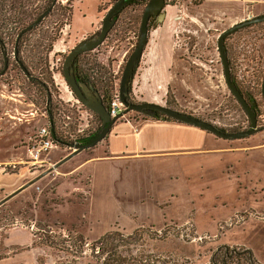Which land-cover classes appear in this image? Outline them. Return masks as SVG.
<instances>
[{
	"label": "rangeland",
	"instance_id": "1",
	"mask_svg": "<svg viewBox=\"0 0 264 264\" xmlns=\"http://www.w3.org/2000/svg\"><path fill=\"white\" fill-rule=\"evenodd\" d=\"M12 2L24 11L27 5L37 3V0H10L8 4ZM167 4L174 7L175 12L157 31L155 27L151 31L150 44L146 47L130 83L132 103L145 99L150 89H164L162 93L165 94L169 86L168 107L170 105L180 112L208 121L225 132L234 133L249 129L250 121L246 113L233 99L226 84L218 51V39L233 25L264 15V10L251 6L241 11H223L209 16L205 11H201L202 3L199 0H167ZM11 15L9 23H12L10 26L13 28V21H18V18H14L13 13ZM142 15V8L126 9L116 19L106 41L82 59L85 71L94 79L100 91L104 92L106 89L112 90L114 94L119 93L125 65L138 44ZM56 21L62 20L55 17L47 25L54 27ZM102 22L96 33L101 30ZM76 23L77 21H74V24ZM64 30L66 33L71 32L70 28ZM95 32L90 36L95 35ZM32 40L35 41L34 38ZM59 43L63 45L64 42L60 40L55 46ZM29 44L35 45L34 42ZM77 44H71L70 47ZM67 47H62V50H67ZM227 47L234 78L246 93L255 95L259 102V127H263L261 78L264 75V23L233 34L227 41ZM32 53L36 55V52ZM63 61V58H57L55 63L62 65ZM58 65L56 67H59ZM47 82L52 88L56 129L62 138L72 141L93 133L99 126V120L76 99L65 79L58 74ZM0 101L6 102V105L0 106V134L4 131L3 124H6V129L9 128V133L4 135V138L25 131L33 135L41 127L50 125L45 104L37 89L25 82L21 75L12 73L0 80ZM125 118L138 121L144 116L130 112ZM259 136L264 140V131ZM250 139L251 136L235 142H246ZM23 146L24 143L19 142L12 152L19 153ZM97 147L87 153L91 155ZM58 148L59 150L51 151V154L44 157L42 164L32 163L30 156L22 159L10 158L11 164L15 161L23 163L16 166V170H13V166L6 168L4 174L10 181L3 184L0 198L6 196L8 190L31 181L73 152L69 146ZM4 167L6 166H1L0 170ZM66 167L61 166L54 170L41 183L31 186L0 207V262L15 253L30 249L31 247L26 249L24 244L28 239L32 240L35 246L45 235H61L69 239L70 234H76L71 227L57 222L50 224L48 219L52 210L67 201L66 196L72 191L74 183L79 184L82 180L80 175L72 173L74 167ZM19 178L22 181L15 182V179ZM87 179L85 174V182ZM242 193L241 191L240 194ZM251 197H254L253 194ZM86 202L85 200V204ZM247 205L246 202L243 204L245 209L239 206L238 212L232 218L219 225L216 234L196 233L197 229L193 220L191 221L195 211L189 212L190 224H178L179 227L171 230L173 234L167 238H162L164 232L160 234V238L153 236L154 232H161L164 228L154 229L146 226L144 228L148 232L145 240L139 243L137 249L163 255L171 264H208L211 256L223 243L251 250L255 261L264 264V213L256 207V210L248 209ZM87 217L86 215L85 237L94 241L99 237L89 233L91 225ZM249 219L251 222L242 229L240 226ZM18 238L21 243L16 241V246H13V239ZM140 245H143V249ZM42 248L39 258L41 264L70 261L75 264H93L87 259L90 257L88 250H84L83 257L76 258L57 255L48 248Z\"/></svg>",
	"mask_w": 264,
	"mask_h": 264
},
{
	"label": "crops",
	"instance_id": "2",
	"mask_svg": "<svg viewBox=\"0 0 264 264\" xmlns=\"http://www.w3.org/2000/svg\"><path fill=\"white\" fill-rule=\"evenodd\" d=\"M199 1L202 3L201 11L209 16L223 11H241L251 6L264 10V0ZM57 3H70L73 8L71 32L67 33L71 43L66 45L67 49L98 31L103 17L113 6V0H57ZM174 12V7L168 4L163 21L157 19L151 24L147 46L152 29L155 27L157 31ZM67 34L61 39L64 46ZM63 45L57 44L54 52L65 51L62 50ZM163 91L150 89L146 98L138 103L167 106L169 86L165 94ZM4 105L6 102L0 101V106ZM3 125L0 167L11 164L10 158H29V144L42 128L33 135L25 131L4 138L9 128ZM263 131L246 142L236 143L184 123L152 119L137 121L124 116L114 123L106 141L91 155L82 151L61 165L74 167L72 173L80 175L82 180L79 184L74 183L66 196L67 201L50 212V224L57 222L71 227L74 233L85 237L87 215L91 225L89 233L101 238L114 230L132 234L146 226L163 229L171 224H190L193 220L196 233L216 234L219 225L232 218L245 202L248 204L246 208L256 207L264 213V140L259 136ZM17 142L24 143V146L16 154L12 150H15ZM22 163L13 162V170ZM5 172V167L0 170V192L3 184L10 181ZM15 180L22 181L20 178ZM27 183L8 190L0 201ZM191 211L196 212L193 219L189 216ZM250 222L249 219L240 227L245 229ZM13 240V246L21 243L19 238ZM24 244L26 249L31 248L15 253L0 264H41L39 258L43 248L33 246L30 239ZM220 246L228 245L221 243Z\"/></svg>",
	"mask_w": 264,
	"mask_h": 264
},
{
	"label": "trees",
	"instance_id": "3",
	"mask_svg": "<svg viewBox=\"0 0 264 264\" xmlns=\"http://www.w3.org/2000/svg\"><path fill=\"white\" fill-rule=\"evenodd\" d=\"M9 1L10 0H0V40L5 43V47L8 48L7 51L9 52V68L5 72H3L4 52L2 47L0 46V80L4 77H7L9 74L15 73L17 75H21L25 82H29L32 86H34L37 89L39 95L43 100V103L45 104L48 119L50 122V125L47 126L50 133L49 136L55 142L57 147H61V146L70 147L73 143H78V142L84 144L90 143L96 137H98L100 131L104 126L101 117L98 114L91 111L99 120V126L93 133H91L87 137L77 138L72 141H67L63 139L56 129V125H55L56 115L53 109L52 88L50 87V84L47 82L48 79L49 80L53 79L58 74L62 78H64L63 70H62L63 68L62 65L64 63H62V65L61 64L58 65L55 63V61L57 58H61V59L63 58V60H65V57L60 54L56 56H52V54L55 44L59 42L62 38V30H64L67 26L71 24V20L73 16V8L71 4L69 3L67 5H61V4L56 5L53 8V10L49 13V15L41 23L30 29H27L29 26L35 23L52 6L54 0H37V3L34 2L30 6L29 5L26 6L27 8L26 10L28 11L26 10L23 11L15 4H13V2L9 5L8 4ZM117 1L118 0H113L112 4L114 5ZM149 1L150 0H128L127 7L124 8L121 12H119L115 16V18L117 19L119 15L122 14L126 9L142 8V12L144 13V10L147 4L149 3ZM12 13L14 14L13 15L14 18H18V21L17 20L13 21V25H14L13 28L10 26L12 23H9L11 20L10 17L12 16L11 15ZM55 17H58L62 21L61 22L56 21L54 23L55 24L54 27L47 25V23H49L51 19H55ZM255 25L257 24L251 25L244 29L250 28ZM21 33L22 36L18 40V56L16 59H14L12 54L13 47L17 41L18 36ZM98 34L99 32L96 33L94 36ZM229 37H227L225 40V51L228 56L233 82L236 84L237 88L240 90L246 101L255 110L258 118V126H259V118L261 116L259 102L256 100L255 95H249L248 93H246V91L242 88V86L239 85V83L234 78L232 72V66H231V59L227 47V41ZM32 38H34L35 41H33ZM30 42H34L35 45L31 46L29 44ZM32 51L36 52V55H34ZM38 51L40 52L38 53ZM90 52L92 51L83 53L80 56H78V58H76V60L74 61V65H77L78 60L81 59L83 70H81V72L79 71V74L85 77V81L95 84L94 79H92L88 74V72L85 71V65L82 63V59H84L85 55L89 54ZM19 63L22 64L23 68L26 70V73L23 71L22 67H20ZM56 65H58L59 67H56ZM137 67L135 69H137ZM261 81L263 86L264 75L262 76ZM96 86L98 88V85ZM97 91L99 92L102 100L104 101L105 105L108 108L109 102L113 99V97L116 94H114L112 90H106V89L104 92L100 91L99 89ZM261 95L264 103V95L262 89H261ZM232 97L236 101V103L241 107V105L239 104V102L237 101V99L234 97L233 94ZM34 105L38 106L37 103H34ZM82 106L85 108L83 104ZM169 107L171 108L172 106L169 105ZM241 109L242 111H244L242 107ZM135 113L143 115L144 118L142 120L152 119V120H168V121L179 122L175 119L166 116L165 114L159 111H152L151 113L149 112H135ZM221 130L224 131L223 129ZM106 139H104L102 142L106 141ZM102 142L100 144H102ZM100 144H98L97 146H99ZM178 227L179 226L176 224L167 225L161 232L158 231L154 232L153 236L154 237L159 236L160 238V234L164 232L162 238H167L169 235L173 234L171 230H175ZM147 232L148 230L145 228H139L132 234H125L122 231L114 230L108 232L107 234H105L104 236H102L101 238L95 241H89V239H87L86 237L80 234H75V235L70 234L68 236L69 239L62 237L61 235L50 234V235H45L43 239H41L40 241H38L37 244L36 243L35 244L37 246L48 248L54 251L57 255L63 254L66 257L70 256V257L80 258L83 257L82 254L84 253V250L85 252L86 250H88L90 252V257L87 259H90L89 263L92 262L93 264H171L170 261H167L163 255H156L153 252H146L144 250L141 251L137 249L139 247V243L143 241V239L145 240ZM140 247L143 249V245L142 246L140 245ZM60 264H75V262L71 263L70 261ZM208 264H259V263L255 261L251 250L245 247L220 246L211 256V259L208 261Z\"/></svg>",
	"mask_w": 264,
	"mask_h": 264
},
{
	"label": "water",
	"instance_id": "4",
	"mask_svg": "<svg viewBox=\"0 0 264 264\" xmlns=\"http://www.w3.org/2000/svg\"><path fill=\"white\" fill-rule=\"evenodd\" d=\"M127 5H128V0H118L104 16L102 27H101L99 34L96 36L90 37L82 41L81 43H79L69 53V55L66 57L65 62H64L63 73H64V78H65V81L68 87L72 90L74 96L76 97L78 101H80L90 111L98 114L103 121L104 126L102 130L100 131L98 137H96L90 143H86V144L80 143V142L73 143L70 146V148L73 150L71 154H69L64 159L56 163L52 168L48 169L47 171L42 173L40 176L36 177L35 179L25 184L23 187L19 188L18 190L14 191L12 194L5 197L3 200L0 201V207L4 205L6 202H8L9 200L16 197L18 194H20L25 189L37 183L40 179H42L46 175L58 169L61 165H63L64 163L72 159L77 154L81 153L82 151L92 149L98 144H100L109 135L114 123L120 118L124 117L129 112H149L151 113L152 111H159L165 114L166 116L172 119H175L181 123L201 128L225 140L245 139V138H248L264 130V127L258 126V118H257L255 110L246 101V99L244 98L240 90L237 88L236 84L233 82L228 56L225 51V40L227 37L251 25L263 23L264 15L256 16L254 18L247 19L243 22L233 25L232 27L224 31L218 39V51H219L222 65L224 68V77H225L226 84L230 92L234 95V97L237 99V101L239 102V104L241 105L245 113L247 114L249 121H250V129L245 130V131H240V132L229 133V132L222 131L221 129H219L214 124L208 121L191 116L184 112H180L176 109H173L167 106H162V105L153 104V103H132L128 100V96L130 94V89H129L130 82L134 75L135 68L139 65V62L148 44L150 17L152 15L159 16L160 21H163L165 17V13L163 12L161 15L159 14L161 11L165 10L166 7L168 6L166 0H150L144 10L142 20H141L138 44L136 48L134 49L133 53L129 56L127 60V63L123 71L121 83H120L119 96L123 104L124 111L121 112L117 117H111L109 110L107 106L105 105V103L103 102L99 92L95 90V88L92 85H89L87 83H79L77 81L76 76L73 73L72 64H73V61L76 59V57H78L79 55L83 53L93 51L99 48L106 41L109 32L115 25V22H116L115 16L119 12H121L124 8H126ZM50 11H51V8L47 12H45L33 25L29 26L27 29H30L36 26L37 24H39L48 15ZM0 43L3 44L2 42ZM4 58H5V66H4L3 72H5L9 67V63H8L9 59H8L6 52L4 53ZM19 65L20 67H22L23 71L26 73V70L23 68L22 64L19 63ZM262 91L264 95V81H263Z\"/></svg>",
	"mask_w": 264,
	"mask_h": 264
},
{
	"label": "built area",
	"instance_id": "5",
	"mask_svg": "<svg viewBox=\"0 0 264 264\" xmlns=\"http://www.w3.org/2000/svg\"><path fill=\"white\" fill-rule=\"evenodd\" d=\"M108 106L111 117H117L121 112H123L124 107L120 100L119 93L113 97ZM49 134L48 127H42L38 134L30 142L28 150L30 158L33 161L32 163L42 164L44 162V157H46L53 149L57 147L55 142L50 138ZM9 166L13 165H6L5 170Z\"/></svg>",
	"mask_w": 264,
	"mask_h": 264
},
{
	"label": "flooded vegetation",
	"instance_id": "6",
	"mask_svg": "<svg viewBox=\"0 0 264 264\" xmlns=\"http://www.w3.org/2000/svg\"><path fill=\"white\" fill-rule=\"evenodd\" d=\"M55 1H56V3H55ZM55 3V4H54ZM59 3H57V0H54L53 1V4H52V6L50 7L51 8V11L53 10V8L56 6V5H58ZM49 8V9H50ZM48 9V10H49ZM47 10V11H48ZM46 11V12H47ZM50 11V12H51ZM49 12V13H50ZM164 12V10L163 11H161L160 12V14L159 15H161L162 13ZM49 13H48V15H49ZM47 15V16H48ZM46 16V17H47ZM45 17V18H46ZM44 18V19H45ZM43 19V20H44ZM157 19H159V16H154V15H152L151 17H150V21H149V28H150V26H151V24L153 23V22H155ZM42 20V21H43ZM41 21V22H42ZM40 22V23H41ZM34 24V23H33ZM32 24V25H33ZM38 25V24H37ZM67 26V25H66ZM68 28H71V24L69 25V26H67L65 29L67 30ZM64 34H67L66 32H65V30H62V37H63V35ZM139 35H140V33H139ZM139 35H138V37H139ZM22 36V33L18 36V38H17V41H16V43H15V45H14V47H13V58L14 59H16L17 58V56H18V40L20 39V37ZM67 36H68V34H67ZM62 39V38H61ZM0 42H2L3 44H1L0 43V46L2 47V49H3V52L5 53H7V56H8V59H9V52L7 51L8 50V48L7 47H5V43L3 42V41H1L0 40ZM66 43H65V46L67 45V44H70L71 43V41H70V38H69V36L66 38V41H65ZM81 43V42H80ZM79 44V43H78ZM77 44V45H78ZM77 45H74V46H72V47H69L67 50H65V51H63V52H59V53H55L54 52V49H53V55L52 56H56V55H59V54H61L62 56H64L65 57V59H66V57L69 55V53L77 46ZM4 53H3V57H4ZM80 56V55H79ZM76 58H78V57H76ZM76 60V59H75ZM74 60V61H75ZM74 61H73V64H72V69H73V73H74V75L76 76V79H77V81L79 82V83H87V84H89V85H91L92 84V86L95 88V90H98V88H97V86L94 84V83H89L88 81H85V77H83L82 75H80L79 74V71L81 72V70H83L82 68V64H81V59H79L78 60V64L77 65H74ZM64 62H65V60H64ZM8 63H9V61H8ZM4 66H5V58H4ZM77 67H78V69H77ZM9 68V67H8ZM64 69V64H63V68H62V70ZM78 71V72H77ZM63 75H64V73H63ZM73 93V92H72ZM128 99L130 100V102H132V99H131V95L129 94V96H128ZM104 102V101H103ZM249 129H250V127H249ZM248 130V129H247Z\"/></svg>",
	"mask_w": 264,
	"mask_h": 264
}]
</instances>
